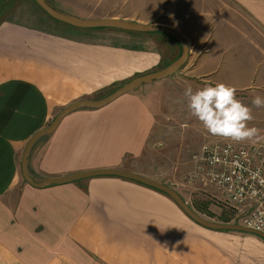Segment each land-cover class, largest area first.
Wrapping results in <instances>:
<instances>
[{"label": "crops", "instance_id": "crops-1", "mask_svg": "<svg viewBox=\"0 0 264 264\" xmlns=\"http://www.w3.org/2000/svg\"><path fill=\"white\" fill-rule=\"evenodd\" d=\"M91 6L96 16H115L102 4ZM148 6L123 18L176 30L188 45L187 75L246 95L264 93V0ZM11 16L0 19V264H264L259 235L203 226L165 193L135 180L94 175L41 187L27 183L19 158L35 130L66 103L96 98L90 94L167 63L157 40H175L115 28L103 34L119 31L117 42L73 39ZM141 33L149 35L137 42ZM138 87L63 115L30 148L31 174L98 167L137 172L125 157L140 154L154 121Z\"/></svg>", "mask_w": 264, "mask_h": 264}, {"label": "rangeland", "instance_id": "rangeland-1", "mask_svg": "<svg viewBox=\"0 0 264 264\" xmlns=\"http://www.w3.org/2000/svg\"><path fill=\"white\" fill-rule=\"evenodd\" d=\"M57 8L80 17L96 16L97 11L92 9L93 4H102L103 8L109 9L108 14L114 17L137 16L152 3H159V0H48ZM88 4V5H87ZM104 4V5H103ZM107 6V7H106ZM154 6L151 7V9ZM87 9V10H86ZM99 9V7H98ZM92 14H88V13ZM14 14L15 19L28 25L40 27L41 29L65 35L71 38H85L90 41L105 42L106 40L117 42L121 37L114 31L113 35L103 34L113 27H74L70 24L57 20L48 15L34 0H0V19ZM137 14V15H136ZM153 11L152 16L157 17ZM88 15V16H85ZM11 16V17H12ZM110 16V15H106ZM118 30V28H115ZM156 32V31H141ZM161 34L169 36L162 31ZM149 34H139L135 40L145 41ZM170 37V36H169ZM114 38V39H112ZM99 39V40H98ZM137 40V42H139ZM120 41V40H119ZM125 43L134 44V40L124 39ZM140 41V42H141ZM156 43V42H155ZM144 47H149L143 43ZM160 52L167 60L173 59L179 52L177 42L166 41L163 37L157 40ZM186 61V60H185ZM185 63V62H184ZM182 64L179 69L169 76L162 77L138 87L142 94L149 101L154 112L153 126L146 137L145 145L140 154L136 157H125L134 169L143 175L154 180L163 182L174 188L182 198L199 214L218 221L228 218L229 212L223 208L220 200H217L211 186L207 183L189 184L184 179V174L192 165V153L199 145L211 140H227L225 138L209 134L202 124L191 115L187 108V101L184 96L185 89L191 86L193 90L215 84L190 77L186 74ZM162 64H159V66ZM157 66V67H159ZM119 82L101 88L100 91L90 94L99 97L111 90ZM264 97V93H258ZM257 95H249L240 91L236 92V98L243 104L251 106L254 119L248 122V127L259 129L256 138H264V116L263 109L252 105L253 98ZM251 99V100H250ZM254 138V139H256ZM245 140L242 142H248ZM236 142V141H235ZM238 142V143H242ZM133 163V164H132ZM217 200L219 202H215Z\"/></svg>", "mask_w": 264, "mask_h": 264}, {"label": "water", "instance_id": "water-1", "mask_svg": "<svg viewBox=\"0 0 264 264\" xmlns=\"http://www.w3.org/2000/svg\"><path fill=\"white\" fill-rule=\"evenodd\" d=\"M34 1L51 17L67 24H70L74 27H113L123 30L134 31H162L170 35L177 42V44L179 45V52L173 59L163 64L162 66L147 70L145 72H141L125 79L100 97L76 98L59 108L47 124L35 130L26 140L19 158V169L22 178L32 186L41 187L51 183L71 181L94 175L122 176L143 183L165 193L177 204V206H179V208H181V210L186 215H188L192 220L203 226L215 229H233L252 232L264 239V233L261 231L243 226L235 222L214 220L199 214L182 198V196L174 188L163 182L154 180L146 175L135 171L116 167H98L54 176L39 177L31 174L28 168V154L30 148L38 139L47 137L52 132V130L63 115H65L69 111L80 107H99L109 102L116 96L129 90H132L133 88L160 79L162 77L169 76L172 73L176 72L179 67L182 66V64L187 59L188 55V45L185 40L176 30L167 25L157 24L153 22H139L128 18H120L114 16L80 17L57 8L48 0Z\"/></svg>", "mask_w": 264, "mask_h": 264}, {"label": "built area", "instance_id": "built-area-1", "mask_svg": "<svg viewBox=\"0 0 264 264\" xmlns=\"http://www.w3.org/2000/svg\"><path fill=\"white\" fill-rule=\"evenodd\" d=\"M186 183H207L223 208L226 222L264 233V138L238 143L233 140L203 142L192 153Z\"/></svg>", "mask_w": 264, "mask_h": 264}, {"label": "clouds", "instance_id": "clouds-1", "mask_svg": "<svg viewBox=\"0 0 264 264\" xmlns=\"http://www.w3.org/2000/svg\"><path fill=\"white\" fill-rule=\"evenodd\" d=\"M236 92L231 85L216 83L195 91L188 86L184 96L191 115L209 134L236 142L253 140L260 130L248 127V122L254 119L252 109L236 98ZM252 105L264 107V97L255 96Z\"/></svg>", "mask_w": 264, "mask_h": 264}, {"label": "trees", "instance_id": "trees-1", "mask_svg": "<svg viewBox=\"0 0 264 264\" xmlns=\"http://www.w3.org/2000/svg\"><path fill=\"white\" fill-rule=\"evenodd\" d=\"M227 218H223L222 220H226Z\"/></svg>", "mask_w": 264, "mask_h": 264}]
</instances>
